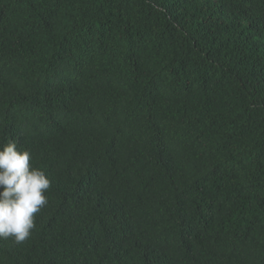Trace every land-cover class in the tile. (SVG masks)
I'll return each instance as SVG.
<instances>
[{"label":"trees","instance_id":"16d2710c","mask_svg":"<svg viewBox=\"0 0 264 264\" xmlns=\"http://www.w3.org/2000/svg\"><path fill=\"white\" fill-rule=\"evenodd\" d=\"M51 182L0 264H264V0H0V144Z\"/></svg>","mask_w":264,"mask_h":264},{"label":"clouds","instance_id":"9594fccd","mask_svg":"<svg viewBox=\"0 0 264 264\" xmlns=\"http://www.w3.org/2000/svg\"><path fill=\"white\" fill-rule=\"evenodd\" d=\"M31 153L15 140L0 144V239L23 243L35 227V214L47 205L51 182L30 164Z\"/></svg>","mask_w":264,"mask_h":264}]
</instances>
